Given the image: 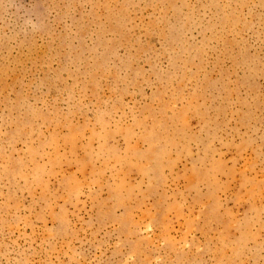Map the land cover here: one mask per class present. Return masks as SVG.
<instances>
[{"label": "rangeland", "instance_id": "1", "mask_svg": "<svg viewBox=\"0 0 264 264\" xmlns=\"http://www.w3.org/2000/svg\"><path fill=\"white\" fill-rule=\"evenodd\" d=\"M0 264H264V0H0Z\"/></svg>", "mask_w": 264, "mask_h": 264}]
</instances>
